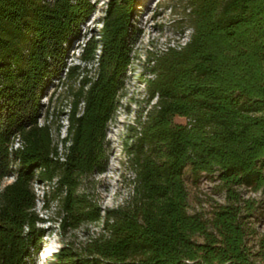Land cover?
Instances as JSON below:
<instances>
[{
    "label": "trees",
    "instance_id": "16d2710c",
    "mask_svg": "<svg viewBox=\"0 0 264 264\" xmlns=\"http://www.w3.org/2000/svg\"><path fill=\"white\" fill-rule=\"evenodd\" d=\"M135 1L110 0L100 54L87 42L79 56L97 62L89 76L67 58L91 0H0V264H31L44 236L35 171L57 193L63 230L101 219L77 191L106 165V131L131 63ZM186 8L188 42L153 58L146 83L157 102L138 121L131 194L106 212L80 252L65 245L59 264H264V235L257 251L249 245L257 235L254 200L240 191H264V0H187ZM72 81L61 157L50 122L37 119L54 82L68 89ZM16 139L21 147L13 149ZM186 167L194 183L215 179L225 193L208 218L188 212Z\"/></svg>",
    "mask_w": 264,
    "mask_h": 264
},
{
    "label": "rangeland",
    "instance_id": "374dc122",
    "mask_svg": "<svg viewBox=\"0 0 264 264\" xmlns=\"http://www.w3.org/2000/svg\"><path fill=\"white\" fill-rule=\"evenodd\" d=\"M94 10L87 21L80 27V34L68 51L67 64H80L86 67L89 76H94L97 62L84 64L79 59L87 42L97 44L96 54L101 50L102 22L110 0H91ZM187 0H136L131 17V63L125 74L123 88L117 97V109L108 123L105 148L106 165L101 173L91 175L83 180L77 193H85L87 201L99 210L101 219L97 222H84L77 228L63 230L60 226L61 214H58L57 193L51 185L37 180L34 172L33 189L36 197L34 212L40 219L38 228L43 229L44 236L39 249L32 256L31 264H59L56 253L65 245L80 252L82 246L91 237L96 236L108 210L122 205L131 194L130 180L133 174L128 169L129 153L133 151L138 121H144L147 114L157 102L149 98L147 80L154 76L150 72L153 58L163 55L169 47H178L188 42L192 29L189 26L186 8ZM50 87L42 103L43 114L37 119L42 125L50 122L54 143L57 144L59 156H63V138L66 136L67 116L73 105L77 82L57 84ZM52 103L48 104L49 97ZM48 104V106H47ZM47 106V107H46ZM174 123L183 124L184 118L175 117ZM21 147V141L13 142V149ZM183 180L187 191L188 212L201 213L208 218L217 204L225 203V193L218 188L217 180L202 177L197 183L191 178L190 168L186 167ZM13 181V176L3 180V184ZM243 198L253 199L256 209L250 219L257 235L249 238V245L259 249L260 236L264 235V191L251 192L240 189ZM201 239H199L200 241Z\"/></svg>",
    "mask_w": 264,
    "mask_h": 264
},
{
    "label": "clouds",
    "instance_id": "9594fccd",
    "mask_svg": "<svg viewBox=\"0 0 264 264\" xmlns=\"http://www.w3.org/2000/svg\"><path fill=\"white\" fill-rule=\"evenodd\" d=\"M57 254V253H56Z\"/></svg>",
    "mask_w": 264,
    "mask_h": 264
}]
</instances>
